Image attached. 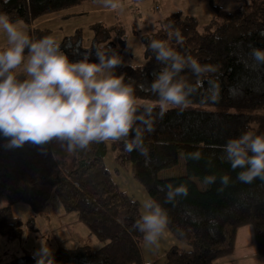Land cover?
<instances>
[{"label": "trees", "instance_id": "1", "mask_svg": "<svg viewBox=\"0 0 264 264\" xmlns=\"http://www.w3.org/2000/svg\"><path fill=\"white\" fill-rule=\"evenodd\" d=\"M95 1L0 0V12L25 22L29 35L38 39L46 36V29L30 25L55 14L66 16L72 7ZM176 29L182 37L180 43L168 35ZM262 33L264 0H243L242 6L233 11L216 10L204 27L181 11L159 21L157 30L145 39V49L150 39L164 40L181 55L195 59L203 71L196 75L185 68L180 73L190 84L199 81V87L185 109L170 107L161 117L158 97L140 85L150 84L153 73L164 65L146 49L143 65L124 68L125 82L136 89L138 106L156 105L152 112L155 130L144 134L147 164L138 151H125L123 142L93 143L85 151L66 153L53 142L44 146L28 142L21 148L8 149L7 140L0 136V195L8 203L0 207V235L8 240L21 235L22 222L12 214V203H25L38 213L55 194L63 208L75 212L103 243L97 249L58 246L52 252L55 264H143L144 240L134 228L140 203L115 182L105 163L110 151L114 172L128 170L147 197L157 200L168 213L167 231L176 242L165 251L162 264H214L232 252L236 229L245 224L251 225L257 252L264 256V180L242 183L237 179L240 169L233 171L220 158L222 146L229 139L246 131L264 135V63L251 55L252 49L264 50ZM120 37L122 26L97 21L89 52H96V44L113 49L114 40ZM64 43L70 54L81 45L77 33ZM89 58L98 60L97 56ZM197 150L202 158H188V153ZM179 152L184 158V173L158 178L162 170L177 165ZM213 174L216 182L204 184V177ZM225 174L230 182L223 187L220 177ZM169 183L185 185L187 195L167 202L160 187ZM4 264H36V260L25 255Z\"/></svg>", "mask_w": 264, "mask_h": 264}, {"label": "clouds", "instance_id": "2", "mask_svg": "<svg viewBox=\"0 0 264 264\" xmlns=\"http://www.w3.org/2000/svg\"><path fill=\"white\" fill-rule=\"evenodd\" d=\"M98 2L111 10L123 8L121 0ZM21 25L22 21L0 12V33L6 37L5 46L0 48V136L7 140L5 146L14 149L28 142L44 146L55 141L66 153H73L85 151L93 143L123 142L125 151H138L146 157L147 164L144 134L155 130L152 112L156 105L138 106L133 84L115 74L123 63L122 57L115 50L96 44L98 63L90 62V53L73 62L54 36L36 39ZM168 35L182 42L178 29ZM146 49L164 67L153 73L150 84H141V89L158 97L161 117L170 107L185 109L200 82L190 84L180 73L189 68L200 75L203 69L191 56L181 55L164 40L150 39ZM251 55L264 63V50L252 49ZM213 99L218 101V97ZM222 151L220 158L233 171L240 169V182L264 180V135L246 131L229 139ZM58 157L53 153L54 159ZM188 158L198 160L202 153H188ZM216 180V175H207L203 183L211 185ZM220 182L223 187L228 186L230 176H221ZM160 190L165 191L167 202L188 192L185 185L170 183ZM169 222L167 211L157 200L148 196L140 201V215L134 228L142 234L146 246L159 247ZM34 257L36 264H55L46 241H41Z\"/></svg>", "mask_w": 264, "mask_h": 264}, {"label": "rangeland", "instance_id": "3", "mask_svg": "<svg viewBox=\"0 0 264 264\" xmlns=\"http://www.w3.org/2000/svg\"><path fill=\"white\" fill-rule=\"evenodd\" d=\"M121 2L123 8L120 10L106 9L98 1L84 2L72 7L66 16L55 14L44 17L42 21L30 25V28L38 26L46 29V36H54L61 43V50L70 61L76 62L83 59L82 53H88L93 48V24L102 21L108 25L122 26L123 37L114 40L113 48L123 59L122 65L115 69V74L119 76L123 75L126 66L145 63V39L157 30L159 21L165 16L181 11L183 15L195 17L199 26L204 27L215 15L216 10L230 7L233 11L243 4V0H121ZM21 27L28 31L25 22L22 21ZM76 33L80 38V49L70 54L64 48V41ZM5 44L6 37L0 33V48ZM89 60L98 63V60L90 58ZM52 142L53 145L55 143L60 147L57 142ZM105 163L121 190L139 203L147 197L144 188L132 178L128 170L122 169L118 174L114 172L115 164L110 151L105 156ZM183 173L184 158L182 152H179L177 165L162 170L158 178L179 176ZM195 181L202 184L197 179ZM6 204L7 200L0 195V207ZM11 211L21 220L22 232L19 238L11 240L0 235V264L10 261L13 257L24 258L25 255L36 260L34 253L40 249L42 240L46 241L51 254L58 246L75 248L87 245L97 249L101 243L85 223L78 219L75 212H67L63 208L55 194L50 196L38 213H34L27 204L21 202L12 203ZM144 249L142 245L141 254L144 253ZM144 263L152 264L146 261ZM214 264H264V256L257 252L250 224L236 229L232 252L219 257Z\"/></svg>", "mask_w": 264, "mask_h": 264}, {"label": "crops", "instance_id": "4", "mask_svg": "<svg viewBox=\"0 0 264 264\" xmlns=\"http://www.w3.org/2000/svg\"><path fill=\"white\" fill-rule=\"evenodd\" d=\"M108 9V8H106ZM40 24V23H39ZM176 241L171 234L166 230L164 237L160 240L159 247L146 246L144 243V253L142 255L143 264L144 261L151 262L152 264H162L164 262L165 251ZM102 245L100 243L99 247Z\"/></svg>", "mask_w": 264, "mask_h": 264}, {"label": "flooded vegetation", "instance_id": "5", "mask_svg": "<svg viewBox=\"0 0 264 264\" xmlns=\"http://www.w3.org/2000/svg\"><path fill=\"white\" fill-rule=\"evenodd\" d=\"M88 53H90V55H89V57H95L96 56V52L95 51H93V52H88ZM84 54L85 53H82V55L84 56Z\"/></svg>", "mask_w": 264, "mask_h": 264}]
</instances>
